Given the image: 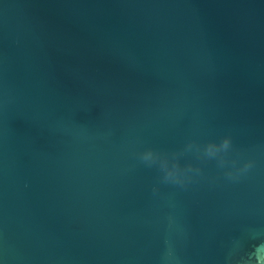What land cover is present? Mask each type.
Returning <instances> with one entry per match:
<instances>
[{
    "label": "water",
    "instance_id": "1",
    "mask_svg": "<svg viewBox=\"0 0 264 264\" xmlns=\"http://www.w3.org/2000/svg\"><path fill=\"white\" fill-rule=\"evenodd\" d=\"M258 245L264 0H0V264Z\"/></svg>",
    "mask_w": 264,
    "mask_h": 264
},
{
    "label": "clouds",
    "instance_id": "2",
    "mask_svg": "<svg viewBox=\"0 0 264 264\" xmlns=\"http://www.w3.org/2000/svg\"><path fill=\"white\" fill-rule=\"evenodd\" d=\"M262 248H264V245H258L253 253L256 258V264H264V250Z\"/></svg>",
    "mask_w": 264,
    "mask_h": 264
}]
</instances>
